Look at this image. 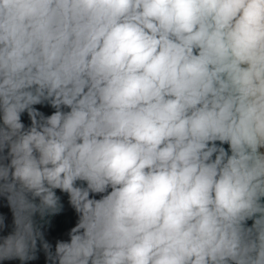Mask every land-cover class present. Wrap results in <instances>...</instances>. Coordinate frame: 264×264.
Masks as SVG:
<instances>
[{
    "label": "clouds",
    "instance_id": "1",
    "mask_svg": "<svg viewBox=\"0 0 264 264\" xmlns=\"http://www.w3.org/2000/svg\"><path fill=\"white\" fill-rule=\"evenodd\" d=\"M0 206V264H264V0H0Z\"/></svg>",
    "mask_w": 264,
    "mask_h": 264
},
{
    "label": "water",
    "instance_id": "2",
    "mask_svg": "<svg viewBox=\"0 0 264 264\" xmlns=\"http://www.w3.org/2000/svg\"><path fill=\"white\" fill-rule=\"evenodd\" d=\"M40 111L44 112L46 115H50L53 109H51L48 106L44 105H38L36 106ZM22 120L25 124H29V118L27 117V114L25 113L22 116ZM59 194V193H58ZM66 199V198H65ZM0 212H3L8 217V223H11V213L10 211L3 206H0ZM75 224V217L74 214L71 212H68L67 214H62L60 217L54 219V230L50 231V234L48 235V239L55 243L56 239H67V231L70 229V227L74 226ZM14 264H18V262H14ZM33 264H44V257L41 255L40 259L36 262H33Z\"/></svg>",
    "mask_w": 264,
    "mask_h": 264
}]
</instances>
